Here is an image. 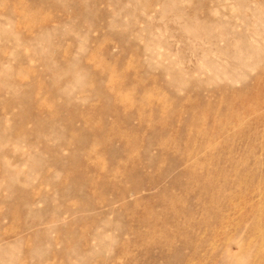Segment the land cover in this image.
Here are the masks:
<instances>
[{"label":"rangeland","instance_id":"374dc122","mask_svg":"<svg viewBox=\"0 0 264 264\" xmlns=\"http://www.w3.org/2000/svg\"><path fill=\"white\" fill-rule=\"evenodd\" d=\"M0 264H264V0H0Z\"/></svg>","mask_w":264,"mask_h":264}]
</instances>
